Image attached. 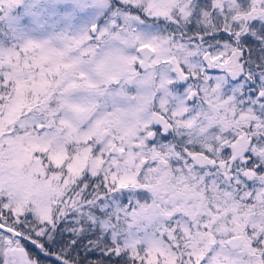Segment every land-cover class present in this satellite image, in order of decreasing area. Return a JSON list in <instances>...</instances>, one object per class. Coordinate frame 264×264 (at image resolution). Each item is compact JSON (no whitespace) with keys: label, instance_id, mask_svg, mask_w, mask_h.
Listing matches in <instances>:
<instances>
[{"label":"snow or ice","instance_id":"obj_1","mask_svg":"<svg viewBox=\"0 0 264 264\" xmlns=\"http://www.w3.org/2000/svg\"><path fill=\"white\" fill-rule=\"evenodd\" d=\"M0 264H264V0H0Z\"/></svg>","mask_w":264,"mask_h":264}]
</instances>
